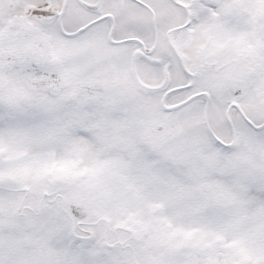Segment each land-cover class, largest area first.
Returning a JSON list of instances; mask_svg holds the SVG:
<instances>
[{
    "label": "snow or ice",
    "instance_id": "snow-or-ice-1",
    "mask_svg": "<svg viewBox=\"0 0 264 264\" xmlns=\"http://www.w3.org/2000/svg\"><path fill=\"white\" fill-rule=\"evenodd\" d=\"M0 264H264V0H0Z\"/></svg>",
    "mask_w": 264,
    "mask_h": 264
}]
</instances>
